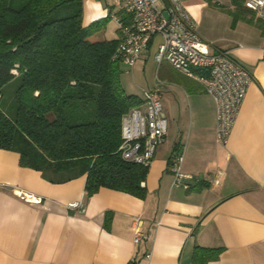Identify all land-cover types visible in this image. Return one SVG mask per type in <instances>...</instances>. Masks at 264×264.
I'll return each mask as SVG.
<instances>
[{
  "label": "crops",
  "instance_id": "crops-1",
  "mask_svg": "<svg viewBox=\"0 0 264 264\" xmlns=\"http://www.w3.org/2000/svg\"><path fill=\"white\" fill-rule=\"evenodd\" d=\"M180 2L209 50L229 51L253 78L226 144L216 139L214 102L202 85L154 59L155 35L129 73L144 76L134 94L158 89L167 122L147 166L145 196L104 187L87 196L85 174L51 181L0 148V264H191L197 245L221 249L207 264H264V21L233 0ZM105 16L96 32L118 39L123 11L111 0H82L83 26ZM179 150L180 170L193 176L189 189L173 183ZM215 168L223 170L219 178ZM137 218L148 236L139 244Z\"/></svg>",
  "mask_w": 264,
  "mask_h": 264
},
{
  "label": "trees",
  "instance_id": "trees-1",
  "mask_svg": "<svg viewBox=\"0 0 264 264\" xmlns=\"http://www.w3.org/2000/svg\"><path fill=\"white\" fill-rule=\"evenodd\" d=\"M108 20L83 26L82 0H0V148L51 181L85 174L87 196L104 187L142 198L147 167L124 160L118 147L123 116L143 98L121 83L124 66L113 58L120 38L96 32ZM220 251L197 245L191 264Z\"/></svg>",
  "mask_w": 264,
  "mask_h": 264
},
{
  "label": "built area",
  "instance_id": "built-area-1",
  "mask_svg": "<svg viewBox=\"0 0 264 264\" xmlns=\"http://www.w3.org/2000/svg\"><path fill=\"white\" fill-rule=\"evenodd\" d=\"M111 1L127 16V21L117 19L120 41L113 58L120 60L124 71H129L146 56L153 37L159 35L161 41L154 59L167 61L177 71L199 82L211 96L215 106L216 139L224 146L252 75L230 56L229 51L209 50V45L196 31V22L180 0H163L162 7L158 6L160 0ZM242 1L246 9L264 21V0ZM166 130L160 92L158 89L144 90L141 104L131 108L122 118L118 147L121 157L147 167ZM182 159V151H176L170 168L174 185L188 189L193 176L180 170ZM211 173L219 178L223 170L215 168ZM27 197L36 199L31 195ZM146 239L148 236L142 231V221L137 218L134 220L133 241L139 244ZM149 257L147 252L145 258Z\"/></svg>",
  "mask_w": 264,
  "mask_h": 264
},
{
  "label": "rangeland",
  "instance_id": "rangeland-1",
  "mask_svg": "<svg viewBox=\"0 0 264 264\" xmlns=\"http://www.w3.org/2000/svg\"><path fill=\"white\" fill-rule=\"evenodd\" d=\"M230 33V31H229ZM87 39H95V37L93 35H88L86 37ZM130 73V70L129 71H122L120 74V80H121V83L123 86H125V89L130 92L132 91L133 93H140V90H139V87L137 85H142V83H144V76L141 74V73H138L137 76L133 77L132 74H129ZM17 85V81H13L11 82L8 86H7V89H8V92L6 93V97H5V104H6V108L9 106L11 100L13 99L12 98V92L11 90ZM140 95V94H138ZM14 110L12 108H10L8 110V113L10 115H12L14 112Z\"/></svg>",
  "mask_w": 264,
  "mask_h": 264
}]
</instances>
